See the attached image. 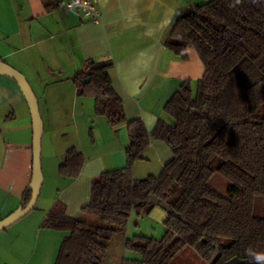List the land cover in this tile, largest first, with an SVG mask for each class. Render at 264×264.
Segmentation results:
<instances>
[{
    "label": "trees",
    "instance_id": "trees-1",
    "mask_svg": "<svg viewBox=\"0 0 264 264\" xmlns=\"http://www.w3.org/2000/svg\"><path fill=\"white\" fill-rule=\"evenodd\" d=\"M164 45L182 58L194 49L204 72L195 88L184 81L166 101L173 123L159 121L151 133L140 118L125 115L111 84V60L89 59L72 76L79 95L94 97L96 115L111 127L125 124L128 143L124 166L92 180L82 208L87 216L67 214L59 199L46 211L40 227L66 232L53 264H103L130 213L154 206L145 203L150 194L171 208L164 234L127 238L126 249L137 256L122 264H193L192 256L208 264L234 256L264 264V0L195 4L178 14ZM152 139L163 141L172 157L159 173L134 178L132 166ZM83 162L70 146L58 174L75 178ZM214 172L229 180L226 194L211 184Z\"/></svg>",
    "mask_w": 264,
    "mask_h": 264
},
{
    "label": "crops",
    "instance_id": "crops-1",
    "mask_svg": "<svg viewBox=\"0 0 264 264\" xmlns=\"http://www.w3.org/2000/svg\"><path fill=\"white\" fill-rule=\"evenodd\" d=\"M65 1L0 0V59L24 74L43 123L40 192L29 213L0 230V264H53L66 232L40 227L46 211L59 199L67 214L87 216L82 208L90 200L92 180L124 166L125 124L112 128L96 115L94 97L79 95L72 80L87 60L112 61L109 75L123 111L128 118H140L148 133L159 121L173 123L166 101L184 81L195 88L204 72L194 49L182 58L164 39L178 14L206 0H96V22L66 8ZM32 134L31 114L18 84L0 74V219L19 205L30 181ZM83 138L92 148L114 145V150L90 151ZM70 146H81L84 162L75 178H64L58 166ZM171 157L163 141L152 139L134 162L132 176L157 174ZM160 209L150 210L164 220L166 211ZM134 212L113 236L103 264H122L128 258L126 239L137 234L131 236L129 227Z\"/></svg>",
    "mask_w": 264,
    "mask_h": 264
},
{
    "label": "water",
    "instance_id": "water-1",
    "mask_svg": "<svg viewBox=\"0 0 264 264\" xmlns=\"http://www.w3.org/2000/svg\"><path fill=\"white\" fill-rule=\"evenodd\" d=\"M0 74L12 78L18 84L31 114L33 131L32 173L30 181L25 189V192H30V198L27 202H25L23 198L12 212L0 219V230H2L29 213L36 204L43 180L41 170V136L43 132V123L39 112L37 98L24 74L2 59H0ZM87 80L88 78L82 79L83 82ZM145 203L157 205L166 212L171 211V208L164 201L160 200L153 194L149 195V198ZM226 264H248V260L234 256L227 260Z\"/></svg>",
    "mask_w": 264,
    "mask_h": 264
},
{
    "label": "rangeland",
    "instance_id": "rangeland-1",
    "mask_svg": "<svg viewBox=\"0 0 264 264\" xmlns=\"http://www.w3.org/2000/svg\"><path fill=\"white\" fill-rule=\"evenodd\" d=\"M115 128V127H112ZM112 132L114 134V131L112 129ZM86 138V137H85ZM83 138V139H85ZM89 138V137H88ZM85 147L88 148L90 151H94L96 150L99 146H95L94 148L91 147V145L86 141L85 139ZM101 147V146H100ZM98 148V149H107L108 151H110L111 153L114 150V145L109 146V147H105V148ZM81 149V146L79 147L78 150ZM97 149V151H98ZM122 155H123V159H124V164L126 162V158H125V153H124V149L122 151ZM210 182L211 184L218 189L219 191H221L222 193L226 194L227 193V189L229 186V180L227 178H225L224 176H222L221 174H219L218 172H214L210 178ZM157 206V205H154ZM157 208H161L159 206H157ZM160 210H164V209H160ZM165 211V210H164ZM131 218H133V220H130V232H131V236L133 233H137V234H144L147 236H151L154 238H160L165 231V226L163 224V220H157L154 216L153 213H151V210L148 211V213H145V208H141L139 213L134 212L133 216H131ZM190 255V254H189ZM137 256V254L133 251H130L129 256H127L128 258ZM193 258V264H208L206 261L201 260V259H197L195 257H191Z\"/></svg>",
    "mask_w": 264,
    "mask_h": 264
},
{
    "label": "built area",
    "instance_id": "built-area-1",
    "mask_svg": "<svg viewBox=\"0 0 264 264\" xmlns=\"http://www.w3.org/2000/svg\"><path fill=\"white\" fill-rule=\"evenodd\" d=\"M64 4L66 8L77 9L82 17L94 22L98 21L99 10L96 0H66Z\"/></svg>",
    "mask_w": 264,
    "mask_h": 264
}]
</instances>
